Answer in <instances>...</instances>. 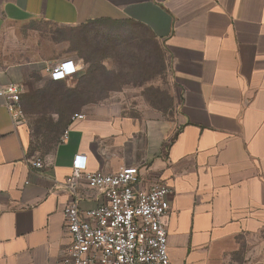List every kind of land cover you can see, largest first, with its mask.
I'll use <instances>...</instances> for the list:
<instances>
[{
	"label": "crops",
	"instance_id": "crops-1",
	"mask_svg": "<svg viewBox=\"0 0 264 264\" xmlns=\"http://www.w3.org/2000/svg\"><path fill=\"white\" fill-rule=\"evenodd\" d=\"M28 19L94 25L100 43L95 65L84 56L59 60L79 69L65 80L45 72L54 61L0 68V87L21 86L23 113L13 119L0 97V264H62L76 156L87 172L136 166L140 188L170 187V264H227L241 243L246 264H264V0H0V21ZM152 44L171 86V116L158 105L136 116L84 102L48 137L35 100L52 99L62 84V100L113 99L122 90L94 81L93 69L135 68L134 53L146 66ZM33 159L43 167H32ZM77 194L82 213L104 202L82 179Z\"/></svg>",
	"mask_w": 264,
	"mask_h": 264
},
{
	"label": "built area",
	"instance_id": "built-area-1",
	"mask_svg": "<svg viewBox=\"0 0 264 264\" xmlns=\"http://www.w3.org/2000/svg\"><path fill=\"white\" fill-rule=\"evenodd\" d=\"M78 68L72 60L47 64L50 80L73 77ZM21 86L0 87V97L11 117H23L20 106ZM75 115L74 119H81ZM82 156L73 160V174L66 180L71 199L63 209L70 246L62 264H170L167 223L170 213V187L159 181L140 188L138 167H122L114 173L87 172ZM31 166L43 167L38 159ZM96 190L104 202L82 213L78 206V181Z\"/></svg>",
	"mask_w": 264,
	"mask_h": 264
},
{
	"label": "rangeland",
	"instance_id": "rangeland-1",
	"mask_svg": "<svg viewBox=\"0 0 264 264\" xmlns=\"http://www.w3.org/2000/svg\"><path fill=\"white\" fill-rule=\"evenodd\" d=\"M96 28L92 26L59 27L43 20L28 19L18 23L0 21V68L9 64L31 63L37 61L59 62L71 55L84 56L96 63V44L100 43V37H96ZM127 53L121 55L127 56ZM133 55V54H132ZM143 53H134L135 68L120 69L98 68L99 76L95 78L106 82L109 87H119L122 92L115 93V98L109 100H62L65 86L58 85L51 89L52 99H38L32 103L34 114H43L39 124L46 129L48 137L56 138L64 126L66 115L69 111L76 112L80 104L97 102L105 106H119L121 109L133 115H138L148 110L147 107L155 105L165 108L167 115L174 112V100L171 98V86L168 80H164L163 63L152 44L151 61L149 66H142ZM147 57V56H146ZM141 65V66H140ZM111 82L113 84H111ZM119 82V84H118ZM105 84V85H106ZM101 85V84H100ZM161 85V86H160ZM104 86V85H103ZM102 86V87H103ZM78 88V85L76 86ZM68 94V92H66ZM77 90L72 95H77ZM108 94V93H106ZM113 95V96H114ZM79 104V107L77 105ZM40 116V115H39ZM29 118V117H28ZM39 118V117H38ZM31 123H37V117L32 118ZM37 128L36 124H32ZM41 141L33 139L32 150H41ZM248 245L241 243L240 248L227 264H246L245 253Z\"/></svg>",
	"mask_w": 264,
	"mask_h": 264
}]
</instances>
